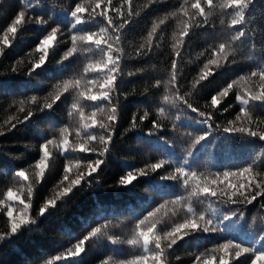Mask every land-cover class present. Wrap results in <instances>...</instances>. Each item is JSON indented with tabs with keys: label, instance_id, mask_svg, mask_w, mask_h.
I'll list each match as a JSON object with an SVG mask.
<instances>
[{
	"label": "snow or ice",
	"instance_id": "6c2138e0",
	"mask_svg": "<svg viewBox=\"0 0 264 264\" xmlns=\"http://www.w3.org/2000/svg\"><path fill=\"white\" fill-rule=\"evenodd\" d=\"M161 2L163 0H149V4ZM254 3L255 0H223L219 5L220 24H226L229 35L205 49L206 62L194 78L191 89L196 90L205 82L210 83L222 69L236 64L237 48L243 49L247 45V59L253 64L235 79L225 81L211 95L210 103L205 102L203 109L191 101L192 91H183L181 57L195 30L215 34L216 3L214 0H184L179 8L165 13L164 18L152 23L145 42L139 44L135 55L127 59L143 60L159 47L156 42L160 35L158 29L165 25L168 17L176 18L178 27L173 34L167 76L163 80L156 79L152 85L157 89L163 85L164 93L152 109L156 118L151 120L147 136H157L163 144L171 145L173 142L161 133L164 130L162 120L172 119L173 133L178 128L191 129L182 134L189 142L178 158L160 159L129 171L119 178L118 186L127 187L139 177L155 175L158 177L157 188L163 190L166 181L179 182L187 195L166 199L152 210L137 216L130 235L125 237L113 235L109 231L112 221L101 215L95 221V226L88 224L90 230L86 235L75 237V244L66 250L67 257L72 259H65L61 264H78L82 255L87 253L88 243L99 245L104 241L113 246L127 245L138 251L129 257H121L119 248L114 247L110 254L98 260V264H169L174 246L185 238L196 236H202L205 240L211 238V246L207 243L198 245L194 252L189 253L190 264H264V215L260 216L262 223L258 230L249 226L246 235L250 243H244L232 234L243 230L248 206L258 198L264 200V127H261L264 119L255 116L257 111L264 112V28L250 26L254 17L249 16V10ZM46 14L42 3L23 4L3 28L0 57L6 54L5 50L11 47L19 32L31 24L39 26L46 34L35 46L38 59L24 70L28 77L38 75L37 70L46 69L56 45L62 42L60 38L65 35V30L71 44L56 60V64L63 66L65 61L78 54L83 55L85 62L81 72L58 80L52 86L53 93L45 97L43 103L38 95L29 96L21 92L24 98L18 101L14 99L9 104V109H15V112L8 116L4 125L8 126V131H12L18 125L30 123L37 114L54 112L57 102L63 103L67 96L72 97L67 108L70 122L43 136L38 143V159L34 164L5 173L11 176L13 186L3 191V198L0 199V215L7 217L6 230L0 232V241H10L24 231H31L37 218L51 216L61 204L67 203L71 195L83 191L85 185L91 188L94 174L106 163V154L111 151L118 127L121 104L118 97L114 102V95L120 92L123 85L126 31L138 15L133 10L132 0H119L118 3L114 0H72L58 14L53 13L45 19ZM258 31L261 38L259 48ZM11 71L17 73L15 63ZM142 71V68L130 70L127 76L132 77ZM9 87L7 81H0V91L7 93ZM232 95L235 96V105L227 102ZM224 104L227 106L221 112L218 106ZM233 107L239 109L233 119H228L226 125L216 123L214 117L217 112L222 115ZM209 108L211 110H205ZM149 115V111L140 116L134 114L129 129L125 131L135 130L137 121L143 122ZM184 118L192 123H186ZM219 133L224 134V139L238 134L250 143L259 142L261 151L243 165L229 166L223 171L204 174L193 170L192 160L198 158V154H214L215 149L220 147ZM3 134L0 131V135ZM57 152L64 156L66 162L57 182L55 197L45 199L34 217L30 213L34 210L38 191L36 186L45 181L50 173ZM193 200L200 203L208 201L210 208L213 202H220L229 210L211 208L210 212H197L192 205ZM169 204L173 206L171 209H168ZM97 207L103 212L102 206ZM177 207L184 210L182 219L177 215ZM261 209H264V204H261ZM161 210H166L163 216ZM169 211L176 219L165 223ZM99 219H104V222L99 223ZM115 227H119V224ZM56 260H61V257L57 256ZM45 264L53 262L47 260Z\"/></svg>",
	"mask_w": 264,
	"mask_h": 264
},
{
	"label": "trees",
	"instance_id": "16d2710c",
	"mask_svg": "<svg viewBox=\"0 0 264 264\" xmlns=\"http://www.w3.org/2000/svg\"><path fill=\"white\" fill-rule=\"evenodd\" d=\"M71 2L72 0H0V36L3 35V28L10 23L16 11L25 3H42L47 13L45 19H48V16L53 13L58 14L63 7H67ZM114 2L118 3L119 0H114ZM183 2L184 0H163L161 3L149 4V0H132L133 10L138 15L133 18L132 24L126 31L123 85L120 92L114 95V102L117 97L120 101L121 111L111 151L106 154V163L101 166V170L97 174H94L95 180H93L91 188L85 185L83 191H77L71 195L70 199H67V203L61 204L51 216L37 218L36 225L31 231H24L18 238L10 241H0V264H45L47 260H52L53 264H61V261L65 259H72L67 257L66 250L75 244V237L82 238V235H86L87 230H90L87 227L88 224L91 223L92 226H95V221L101 215L104 219L112 221L109 231L113 235L125 237L130 235L137 216L152 210L166 199L173 200L178 196L187 195L179 182L166 181L164 182L166 187L163 190L157 188L158 177L155 175L149 178L139 177L127 187L118 186L119 178L126 175L127 172L142 168L145 164L154 163L160 159L178 158L187 148L188 138L182 134L191 129L178 128L173 133L171 131L172 119L162 120L164 130L161 133L173 142L171 145L163 144L157 136H147V132L151 128V120L156 118L152 109L164 93L163 85L159 89L152 85L156 79L163 80L167 76L173 34L178 27L177 19L168 17L165 25L160 26L158 29L160 35L156 38L159 47H156L149 57L143 60L127 59L129 56L135 55V49L139 44L145 42L152 23L164 18L165 13L179 8ZM214 2L217 5L214 20L215 34L202 29L195 30L184 47L181 57L183 91H192L191 101L202 109L206 101L210 103L211 95L215 94V91L223 86L225 81L235 79L237 75L248 71L253 64L247 59L249 55L247 45L243 49L237 48L236 64L222 69L218 75L211 79L210 83L205 82L202 87L198 86L196 90L191 89L194 78L206 62L207 52L205 49L220 39H226L229 35L226 24H220L219 5L223 0H214ZM249 16L254 17L250 26H255L257 29L264 28V0H255L249 10ZM44 34L46 33L39 26L30 24L24 27L11 47L5 50L6 54L0 57V81H7L10 85L7 93L0 91V131L4 132L3 135H0V199L3 198V191L9 186H13L11 176L5 175V173L18 168H28L29 165L34 164L35 159H38V143L41 142L43 136L51 134L55 128L70 122L67 117V108L72 97L67 96L66 99L62 98L64 99L63 103L57 102L55 111L50 114H37L30 123L18 125L12 131H8V126L4 125L8 116L15 112V109H9V104L14 99L18 101L24 98L20 95L21 92L29 96L36 94L40 97V102L43 103L44 98L53 93L52 86L58 80L82 71L85 62L82 54L65 61L63 66L56 64V60L60 59V56L71 44L65 30V35L60 38L62 42L56 45V51L52 54L51 62L47 64L46 69L44 71L37 70L38 75L28 77L24 70L33 60L38 59L39 54L35 52V46ZM260 44L261 38L258 31V48ZM201 53L204 55L202 56ZM256 54L259 55V51ZM14 63L18 69L17 73L11 71ZM137 68H142L143 71L132 77L127 76L128 71H135ZM227 102L235 105V96H230ZM226 106L227 104L218 107L222 112V108ZM238 110V107H233L222 115L217 112L214 117L216 123L226 125L227 120L233 119ZM145 111H149V117L143 122L138 120L135 130L125 131L129 129L133 115L140 116ZM20 115L22 117V114ZM192 115L195 116V114ZM255 116L264 119V112L257 111ZM184 119L186 123H192L186 118ZM261 127H264V124ZM218 135L221 137L218 142L220 147L215 149L214 154L208 152L198 154V158L192 160L193 170L204 174L209 171H223L229 166L243 165L250 160V157L261 151L259 142L250 143L247 138L238 134L232 135L228 139H224L222 133ZM65 162L64 156L59 152L55 153L50 173L46 176L45 181L36 186L38 191L34 188L36 191L34 210L30 215L35 217L40 204L45 199L55 197L57 182L62 176ZM165 167L171 170L169 165ZM261 204H264V200L258 198L248 206L243 221V230L232 233L244 243H250L246 235L250 225L255 230L261 227L260 216L264 215ZM98 205L102 206L103 212L97 207ZM192 205L197 212H210L211 208H216L218 211L229 210L220 202H213L211 208L208 201L200 203L193 200ZM172 207L171 204L168 205V209ZM176 210L178 217L182 219L184 210L179 207ZM165 211L161 210L162 216ZM104 219H99V223H103ZM172 219L176 218L172 217L169 211L165 217V223H170ZM253 219H255V224H253ZM6 221L7 217L0 215V232L6 230ZM117 224L119 227H115ZM210 240L211 238L205 240L202 236H196L178 242V245L174 246L175 251L169 257V264H190L189 253L194 252L201 244L207 243L208 246H211ZM114 247L119 248L121 257H129L138 251L127 245L113 246L108 241L99 245L88 243L87 253L82 255L78 264H98V260L110 254ZM57 256L61 257V260H56ZM177 257L180 259L178 260Z\"/></svg>",
	"mask_w": 264,
	"mask_h": 264
}]
</instances>
